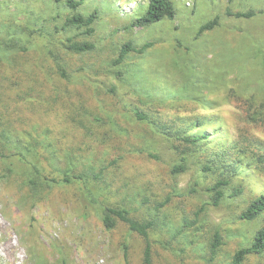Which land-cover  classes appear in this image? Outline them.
<instances>
[{
    "label": "rangeland",
    "instance_id": "obj_1",
    "mask_svg": "<svg viewBox=\"0 0 264 264\" xmlns=\"http://www.w3.org/2000/svg\"><path fill=\"white\" fill-rule=\"evenodd\" d=\"M172 1L175 19L135 28L148 0H82L78 13L99 12L89 35L65 28V0H0V264H145L149 242L154 264H234L253 243L264 213L240 218L264 194V0ZM246 12L257 15L236 16ZM69 38L95 48L74 53ZM126 44L136 51L117 64ZM138 109L208 139L169 141ZM22 153L42 177L12 156ZM101 169L88 188L54 183ZM102 205L155 220L149 241L122 222L107 230Z\"/></svg>",
    "mask_w": 264,
    "mask_h": 264
},
{
    "label": "trees",
    "instance_id": "obj_2",
    "mask_svg": "<svg viewBox=\"0 0 264 264\" xmlns=\"http://www.w3.org/2000/svg\"><path fill=\"white\" fill-rule=\"evenodd\" d=\"M59 1V0H58ZM66 5L69 7L70 10L73 11V15L66 20L65 28H77V29H85L86 33L92 35L95 32L94 25L96 20L98 19L99 12L96 10L90 16L85 17L78 13L79 8L82 5V0H65ZM264 13V12H262ZM257 13L255 12H246V13H238L236 14L239 18L245 19H252L255 17ZM176 10L172 0H148V8L146 12L138 16L133 23V27L135 28H144L159 23L163 20L175 19ZM217 24V21L209 23L203 27L202 30L212 29ZM58 29V27H57ZM68 49L74 53H87L93 50L95 47L89 43H80L75 41L72 38L68 39ZM147 47L146 46L143 50L139 53L143 52ZM131 51H136V49L131 44H126L123 48L121 55L117 61V64H121L126 59V56ZM65 75V72L63 70ZM136 118L151 126L155 129L157 133L164 136L169 141L180 142L182 145L196 147L205 145L204 141H206L207 135H199L195 134L196 132H192L191 126L189 122H180L178 120H174L171 123H161L160 121L155 120L149 114L143 112L142 110L138 109L135 111ZM261 123H264V118H259ZM244 139H240L238 143L234 146H255L256 143L250 142L249 140L243 141ZM236 149V147H234ZM31 151H29L30 153ZM258 155V154H256ZM12 156H18L20 163L22 164L21 167L29 168L33 171L37 176L42 177V172L40 171L39 165L35 162H31L26 158V154H14ZM12 156H8L11 159ZM36 156V155H35ZM216 156L220 158V154L216 153ZM5 155L2 152L0 147V161L5 159ZM156 158V156H153ZM263 156H260V159L263 161ZM213 159L209 160L211 163ZM214 163H218V160ZM11 166L15 167L13 162H10ZM234 164H229L224 168L227 171L228 167H234ZM23 167V168H24ZM25 169V168H24ZM207 170H212L213 167L208 165L206 166ZM234 169V168H233ZM186 170L185 166H179L175 168V172H184ZM105 169H101L99 172L90 171V172H83L77 175H71L70 173H66L63 180L61 182L54 181V183H61L66 185H71L73 183H82L86 188L89 187L91 180L99 181L102 179ZM229 171V170H228ZM9 173H14V169L9 166ZM224 173V171H223ZM47 181V178H45ZM30 184H36V181L33 179L30 181ZM229 185V181L227 180H220L216 183L214 187L215 196H214V205H219V203L225 198V186ZM236 195V194H235ZM102 195H97L94 197L91 192L86 190V194L84 193V200L90 201L88 198H94V202L100 204V198ZM86 197V198H85ZM90 204V202H89ZM91 205V204H90ZM89 206L87 207V209ZM264 213V194L259 196L256 200H254L249 208L241 215V220L247 221H254L258 219ZM101 220L105 226V228L109 231L116 228L118 222H122L126 224L130 231L133 233L138 234L139 236L145 238L149 241L150 233L152 230L156 228V222L154 221H139L132 217L131 212L126 208L121 207H111L102 205V214L100 215ZM221 244V238L219 235L215 237V243L213 244V252L217 251V248ZM253 254H264V226L259 230L256 234L253 243L244 249L239 250L235 257H234V264H244L245 259ZM145 264H154L153 257H152V246L150 242L147 244L146 251H145Z\"/></svg>",
    "mask_w": 264,
    "mask_h": 264
}]
</instances>
